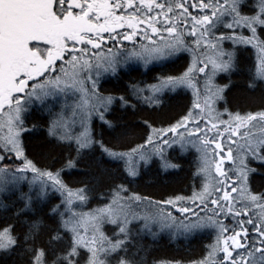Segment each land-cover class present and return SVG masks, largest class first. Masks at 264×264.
Here are the masks:
<instances>
[{"label": "snow or ice", "instance_id": "6c2138e0", "mask_svg": "<svg viewBox=\"0 0 264 264\" xmlns=\"http://www.w3.org/2000/svg\"><path fill=\"white\" fill-rule=\"evenodd\" d=\"M241 45L256 50L247 69L246 110L226 99L231 75L242 71ZM182 52L190 63L177 74L134 83L118 97L101 90L103 78L118 77L136 62L147 66ZM221 74L228 84L217 82ZM260 85L264 0H0V193H18L13 215L0 222V259L185 264L150 261L139 241L211 229L206 255L188 264H264V184L253 187L258 169L250 166L256 161L264 168V90L255 95ZM178 89L191 92V103L166 127L148 118L138 124L108 118L114 103L133 115L156 111L165 94ZM35 110L47 114L46 141L74 153L59 169L39 167L28 155ZM95 121L111 130L115 143L96 134ZM137 127L148 130L143 142L125 144ZM170 149L195 152L199 190L159 199L138 191L143 168L157 162L164 170L178 167L165 155ZM110 162L122 164V171L113 173ZM80 164L91 180L72 187L62 173ZM49 189L60 194L59 203L51 204Z\"/></svg>", "mask_w": 264, "mask_h": 264}, {"label": "trees", "instance_id": "16d2710c", "mask_svg": "<svg viewBox=\"0 0 264 264\" xmlns=\"http://www.w3.org/2000/svg\"><path fill=\"white\" fill-rule=\"evenodd\" d=\"M226 48H231V42H225ZM238 57L241 60V72L234 73L230 77L231 87L230 90H226V99L229 102V106L235 109H248L250 105L244 99L246 93L244 88L246 86L247 69L255 62L256 50L250 46H237ZM190 63V57L187 53H178L175 56L165 61H154L145 66L142 62H136L132 65V70L125 69L118 77L108 76L101 80V90L106 94L113 96H120L127 94L132 84H138L144 86L145 84L155 83V77L164 73L177 74L182 71L187 64ZM217 82L221 85L229 83V77L226 74H221L217 78ZM264 90V85L258 86L255 95L258 97L261 91ZM191 92L186 89H178L176 92H168L164 97V104L152 111L150 108L137 115H133L130 110H125L119 107L118 103L113 104L114 111L109 114V119L114 117H120L119 123L138 124L144 118H148L155 123L157 127H166L167 123L173 117H177L182 113L191 103ZM223 101L220 107H223ZM143 107V106H142ZM47 114L39 110H35L29 116V127L35 124L36 130L32 133L31 137L27 140V151L31 159H33L39 167H47L50 169H59L62 163L67 157L74 153L65 145L63 147H55L49 144L46 139V130L44 127ZM96 126V134L103 135L105 140L112 141L113 133L106 126H102L100 121L94 122ZM147 129L137 127L134 129L136 135L127 138L125 144H135L143 142L140 137L147 134ZM98 155V153H97ZM169 160L177 164V168H169L164 170L160 167L159 163L151 164L143 168L142 175L136 178L134 187L138 191L145 194H150L154 198L167 197L172 193L179 195H190L193 187L199 190L202 182V176H195L197 171V160L195 152L181 153L179 149H170L165 154ZM19 163V162H17ZM108 167L111 168L113 173H119L122 171L123 165L117 162H110ZM253 168L258 169L251 177L253 187H258L264 184V168H260L258 162L253 161L250 165ZM86 171L83 164H80L76 169H65L62 173L63 179L72 187L80 186V181H90V176H83L81 173ZM31 176V173H29ZM23 190L28 191L27 185H23ZM106 191V189H101ZM51 204L55 205L60 202V194L49 189ZM18 195V193L16 194ZM16 195L0 193V204L9 205V207L0 206V222H3L5 218H9L13 215L14 207H12V201L16 200ZM19 201H16V206L19 205ZM95 206V202H93ZM198 211V209H196ZM203 215V213H201ZM111 228L112 226H106ZM214 233L211 229L204 230L196 235L178 236L172 238L167 232H161L157 237L153 238L151 235H144L139 241L148 252L150 253L148 259L163 258V259H179L183 260L185 264L189 261L197 260L206 255L205 249L208 244L213 242ZM6 260L7 264H18L16 257H7L0 259V264H4Z\"/></svg>", "mask_w": 264, "mask_h": 264}, {"label": "rangeland", "instance_id": "374dc122", "mask_svg": "<svg viewBox=\"0 0 264 264\" xmlns=\"http://www.w3.org/2000/svg\"><path fill=\"white\" fill-rule=\"evenodd\" d=\"M166 154V153H165ZM198 211H199V209H198Z\"/></svg>", "mask_w": 264, "mask_h": 264}]
</instances>
